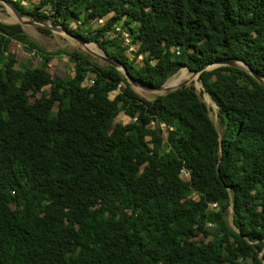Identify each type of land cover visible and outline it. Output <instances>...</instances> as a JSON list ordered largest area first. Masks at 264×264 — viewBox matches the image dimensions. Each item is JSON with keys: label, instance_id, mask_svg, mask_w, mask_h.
Masks as SVG:
<instances>
[{"label": "trees", "instance_id": "16d2710c", "mask_svg": "<svg viewBox=\"0 0 264 264\" xmlns=\"http://www.w3.org/2000/svg\"><path fill=\"white\" fill-rule=\"evenodd\" d=\"M5 1L152 87L230 57L264 74V0ZM16 48L44 61L62 51L0 21V264L264 262L263 84L222 65L199 72L204 90L145 99L79 50L64 51L71 72L52 76Z\"/></svg>", "mask_w": 264, "mask_h": 264}, {"label": "rangeland", "instance_id": "374dc122", "mask_svg": "<svg viewBox=\"0 0 264 264\" xmlns=\"http://www.w3.org/2000/svg\"><path fill=\"white\" fill-rule=\"evenodd\" d=\"M35 1V0H33ZM21 4H25L26 0H20ZM22 18L28 19L30 17H28L27 15H21ZM15 15L12 12V10L2 1L0 0V20H4V21H15ZM77 23L75 21H70V26L74 27ZM22 29L24 30V32L27 34V36L31 39H33L34 41H36L38 43V45H40L44 50L46 51H51V50H55V49H61L62 51L58 52L57 54L51 56L50 59L44 61L43 58H37L35 55L31 54L30 52H23V50H21L20 48H16L15 50V54L17 56V59L19 61H32L33 63L36 64H44L46 65V67L48 68L50 74L53 76L55 74H59L62 75L64 73H69L71 72L72 69V62L70 61V59L68 58L67 54L64 53V51H70V50H79L81 52H83L84 54L88 55L93 61L97 62L100 65L106 64L105 61L98 59L97 57L93 56L92 54H90L87 50H92L95 51L97 53L102 54V50L99 49L93 42H86L84 45L85 47L76 39L73 38L71 36H69L67 33L65 32H60V31H56V30H50L49 33L45 34L42 33L40 31L37 30L36 26L32 25V24H23ZM122 43H126L127 42V37H126V33L122 32ZM87 44V45H86ZM134 47L133 45H130L127 48V51L129 50H133ZM126 51V52H127ZM34 56V57H32ZM140 59V56L137 57L136 59V63L138 62V60ZM184 70L187 75H189V79H187V84L192 82V84L196 87V91L199 92V86L197 85V81L195 80V78L192 76L191 77V72L189 70H187L184 67L179 68L177 71H175L174 73H172L169 77L166 78V80L172 76H176L179 71ZM183 73V72H181ZM180 74V73H179ZM165 80V81H166ZM185 81V80H184ZM83 82H88V80H84ZM131 88L141 97L145 98V99H152L153 96L157 93L156 90H150V89H145L139 86H131ZM116 91H112L108 94L109 97H112L114 95ZM205 93H202L200 95V99L205 101ZM207 114L209 116V118L211 120H214V111L210 108H208L207 110ZM116 121H119L121 123H125L127 121H129V118L124 115V114H119L118 116H116L115 118ZM219 129V128H218ZM164 134V132H163ZM165 141V140H164ZM226 218L228 219V217L226 216ZM208 227L211 226V224H207Z\"/></svg>", "mask_w": 264, "mask_h": 264}, {"label": "water", "instance_id": "95a60500", "mask_svg": "<svg viewBox=\"0 0 264 264\" xmlns=\"http://www.w3.org/2000/svg\"><path fill=\"white\" fill-rule=\"evenodd\" d=\"M11 10L12 12L14 13L15 15V21H4V20H0L4 23H17L19 24L20 26H22L23 24H32L36 27H44V28H47L49 30H56V31H60V32H65L67 33L69 36L73 37V38H76L84 47H85V43L88 42V41H85L83 40L81 37H78L74 34H71V33H68L66 32L60 25L58 24H55L52 22V19L49 18L47 21H36L32 18H28V19H25V18H22V16L18 13V11L13 7L11 6L7 1L5 0H2ZM86 48V47H85ZM86 50L92 54L93 56L97 57L98 59L100 60H103L105 61L107 64H110L112 66H115L117 69H119L124 77L126 78L127 82L129 83L130 87L131 86H139V87H142V88H145V89H150V90H156L157 93L155 95H158V94H162L164 93L165 91L167 90H173L175 88H178L180 87L182 84H187V80L177 84L176 86L174 87H171V88H163V84H160L156 87H152L150 85H146L142 82H139L137 80H135L134 78H132L130 75H128L126 73V70L125 68L114 58L106 55L103 51H102V54L100 53H97L95 51H92V50H89L86 48ZM222 65H227V66H232V67H238L244 71H246L248 74H250L257 82L261 83L264 85V74H261L259 73L258 71L252 69L247 63H245L242 59H238V58H233V57H230V58H222V59H219V60H215L213 62H210L208 64H205V65H202L200 66L197 70H191V77L193 76L195 78V80L197 81V85L199 86V89H203L202 87V83L199 79V72L202 71L203 69H211L213 67H216V66H222ZM194 86V85H193ZM195 90H196V87L194 86ZM206 96L208 97V99H206L205 101H203L205 103V105L212 109L214 111V120H212V123H213V127L214 129L216 130L217 132V137L218 139H220V133H219V130H218V120H217V107L216 105H212L211 104V98H210V95L203 91ZM220 144V142H219ZM228 213H229V224L232 228H234L230 218H231V215H232V210H231V206L228 205ZM262 264H264L263 260H262Z\"/></svg>", "mask_w": 264, "mask_h": 264}, {"label": "bare ground", "instance_id": "6f19581e", "mask_svg": "<svg viewBox=\"0 0 264 264\" xmlns=\"http://www.w3.org/2000/svg\"><path fill=\"white\" fill-rule=\"evenodd\" d=\"M87 45V44H86ZM183 72V73H181ZM184 70L179 71V73L175 76H172L170 78H168L164 84H163V88H171L176 86L177 84L183 82L184 80L189 79V75H187L186 73H184ZM191 75V74H190ZM205 98L208 99V97L205 95ZM211 101V100H210ZM211 104L214 105V103L211 101Z\"/></svg>", "mask_w": 264, "mask_h": 264}]
</instances>
